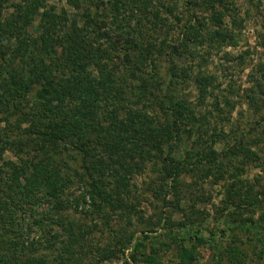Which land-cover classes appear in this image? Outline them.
Instances as JSON below:
<instances>
[{"label": "rangeland", "instance_id": "rangeland-1", "mask_svg": "<svg viewBox=\"0 0 264 264\" xmlns=\"http://www.w3.org/2000/svg\"><path fill=\"white\" fill-rule=\"evenodd\" d=\"M37 1L0 0L15 63L37 92L77 32L100 130L41 142L49 103L1 74L0 264H264V0ZM174 102L192 109L173 126Z\"/></svg>", "mask_w": 264, "mask_h": 264}, {"label": "trees", "instance_id": "trees-1", "mask_svg": "<svg viewBox=\"0 0 264 264\" xmlns=\"http://www.w3.org/2000/svg\"><path fill=\"white\" fill-rule=\"evenodd\" d=\"M26 4H27L26 7L23 6L22 8H20V12L23 18H26L29 15V13H31L34 10V8L37 7L38 1L31 0L30 3L28 2ZM18 28L19 27L17 25H15L14 27L10 26L8 22L4 25L0 23V36H2V38L0 39L1 44L5 43L4 42L5 38L9 39L11 37L15 38L16 40L15 43H17L18 41L20 42L21 39H19ZM21 28L23 29V27ZM47 37H48L47 43H49L50 48L52 49L53 48L51 46L52 40H50L51 35ZM88 45H90V43L88 44L83 39L81 40L77 32L74 31L73 34L71 33L70 35H68L66 41L63 40L62 42L63 50L59 55L56 54V50L52 49L53 55L50 54L48 57L51 62V65L49 62L50 67L51 66L54 67L51 69L49 65L48 66L44 65V70L46 71L45 72L46 75L44 78L45 81L42 82L41 88L37 92L33 84L36 82L38 78L37 77L39 75L38 70H40V67L36 69L35 73L31 74L29 77H25V71H24L25 66H19L16 65L15 63V60L19 58L21 54L24 53L25 43L23 41L22 44H20L19 50L17 46H15V49L12 52L13 54H11L12 58L7 62L9 69L6 70L4 68H0V76L2 73H4V76H6V78H9L10 84L7 83L3 84V86H6L5 88H9L8 85L9 86L12 85L13 90L17 89L16 92L18 93H20L19 91L22 90L24 93H28V94L34 91L39 97L45 99L46 103H49L48 105H44L45 111L50 116L49 117L45 115L46 120H48L46 123L47 125L43 129H39L37 131L41 142H44L46 144L49 142L55 146L60 142V140H63L65 135H68L69 137L72 138L75 137L76 139H80V141L83 140V142L80 144L81 146H83L85 143L90 141L89 135H91L92 132L96 130H100V128H98L99 120L97 119V112L95 110L96 109L95 101L100 93L97 92L95 88V86H97V82H95V84L90 83L89 86L88 85L85 86L81 84L82 77H79L85 73L84 65L81 61L82 55L80 53V50L85 51V48ZM8 50L9 47H6L5 51L3 50L1 51L0 56H2L3 53L6 54ZM32 65L33 66L35 65V60H33ZM17 66H19V68H17ZM53 69H59V71L64 72L63 74L68 73L70 78L62 77L63 74L54 76L51 72V70ZM54 78L66 79V80L64 81V84L58 81L57 83H55ZM87 78L88 76H86L85 79L87 80ZM88 80L91 81V78H88ZM108 83L109 82L106 81L103 82V84L106 85L105 91L107 95L110 94L108 91L111 88L110 84ZM56 97L57 99H54ZM64 97H69L68 99L71 101L70 103L73 104L72 108L70 109V114L62 112L60 101L63 102ZM107 97L108 96H106L105 98ZM51 100H58V103L51 104ZM170 105L172 106L171 112L173 117V126L181 123L182 121L181 117H183L185 114L191 113L190 111L192 108L190 109V106L184 102L182 103L174 102V103H170ZM109 115L113 116L114 118L112 119L113 122L115 124H118V127L122 129L123 126L121 125H123V123L120 119L117 118V113L115 114L110 113ZM134 128L135 126L132 127L133 130ZM147 128L150 129L149 126H147ZM113 131H115L114 126L110 129V131H107V134L110 138L114 136ZM50 176L54 177V174L53 175L51 174ZM91 192H92V198L98 200L97 202L98 206L102 205L101 204L102 201L104 203L110 201V199H108V196L105 194V191L102 190V187L99 188V186H94V189ZM53 193L55 194L52 195L56 197L57 193L56 192ZM131 258H134L133 255H131Z\"/></svg>", "mask_w": 264, "mask_h": 264}]
</instances>
